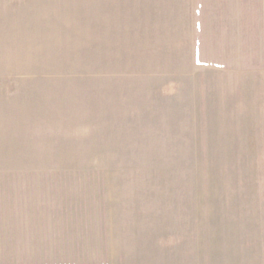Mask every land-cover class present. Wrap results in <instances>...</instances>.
Segmentation results:
<instances>
[{"label":"rangeland","instance_id":"374dc122","mask_svg":"<svg viewBox=\"0 0 264 264\" xmlns=\"http://www.w3.org/2000/svg\"><path fill=\"white\" fill-rule=\"evenodd\" d=\"M0 264H264V0H0Z\"/></svg>","mask_w":264,"mask_h":264}]
</instances>
